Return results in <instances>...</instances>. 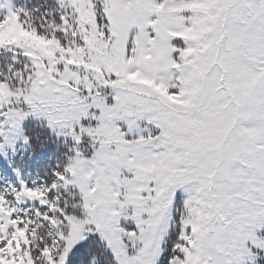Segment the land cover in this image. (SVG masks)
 Wrapping results in <instances>:
<instances>
[{"label": "snow or ice", "instance_id": "6c2138e0", "mask_svg": "<svg viewBox=\"0 0 264 264\" xmlns=\"http://www.w3.org/2000/svg\"><path fill=\"white\" fill-rule=\"evenodd\" d=\"M0 0V264H264V0Z\"/></svg>", "mask_w": 264, "mask_h": 264}, {"label": "rangeland", "instance_id": "374dc122", "mask_svg": "<svg viewBox=\"0 0 264 264\" xmlns=\"http://www.w3.org/2000/svg\"><path fill=\"white\" fill-rule=\"evenodd\" d=\"M246 11H247L246 0H238L237 17L236 18H233V17L229 18L230 22L232 24V27H234V28L240 27V25L238 23V18L240 16H243Z\"/></svg>", "mask_w": 264, "mask_h": 264}]
</instances>
